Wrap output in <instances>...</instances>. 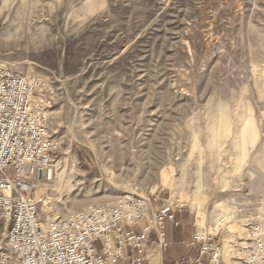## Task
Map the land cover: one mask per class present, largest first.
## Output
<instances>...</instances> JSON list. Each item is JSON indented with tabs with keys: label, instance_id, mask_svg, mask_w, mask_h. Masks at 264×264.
<instances>
[{
	"label": "rangeland",
	"instance_id": "obj_1",
	"mask_svg": "<svg viewBox=\"0 0 264 264\" xmlns=\"http://www.w3.org/2000/svg\"><path fill=\"white\" fill-rule=\"evenodd\" d=\"M0 65L51 88V217L169 196L175 264L194 212L264 205V0H0Z\"/></svg>",
	"mask_w": 264,
	"mask_h": 264
},
{
	"label": "built area",
	"instance_id": "obj_2",
	"mask_svg": "<svg viewBox=\"0 0 264 264\" xmlns=\"http://www.w3.org/2000/svg\"><path fill=\"white\" fill-rule=\"evenodd\" d=\"M53 105L42 75L0 65V264H148L150 246L162 254L170 245L166 221L182 225L184 203L134 186L58 218L42 212L37 190L60 144ZM191 225L175 264H264L263 204L234 205L216 227L194 212Z\"/></svg>",
	"mask_w": 264,
	"mask_h": 264
},
{
	"label": "crops",
	"instance_id": "obj_3",
	"mask_svg": "<svg viewBox=\"0 0 264 264\" xmlns=\"http://www.w3.org/2000/svg\"><path fill=\"white\" fill-rule=\"evenodd\" d=\"M230 209H227L224 213H227L229 212ZM168 240H170V243L173 242V239H172V232H169L168 233ZM149 250L151 252V257L149 258V261H148V264H164V260H165V255L164 253H159L157 251V249L153 246H150L149 247Z\"/></svg>",
	"mask_w": 264,
	"mask_h": 264
},
{
	"label": "bare ground",
	"instance_id": "obj_4",
	"mask_svg": "<svg viewBox=\"0 0 264 264\" xmlns=\"http://www.w3.org/2000/svg\"><path fill=\"white\" fill-rule=\"evenodd\" d=\"M248 133H247V132ZM242 133L243 134H247L249 137H250V139H251V141L254 139V138H256V136H258L259 134H257V129H255V128H249V129H245L244 131H242ZM56 166V165H55ZM45 182H49V181H44L43 183H40V185H43ZM43 200L45 201V202H49L50 203V198H48V197H46V196H44L43 197ZM43 212V211H42ZM44 213V212H43ZM49 211L47 212V213H44V214H47V215H49ZM62 215V214H61ZM49 216H51V215H49ZM60 215H56V216H54L55 218H58ZM217 226V225H216ZM215 226V227H216Z\"/></svg>",
	"mask_w": 264,
	"mask_h": 264
},
{
	"label": "water",
	"instance_id": "obj_5",
	"mask_svg": "<svg viewBox=\"0 0 264 264\" xmlns=\"http://www.w3.org/2000/svg\"><path fill=\"white\" fill-rule=\"evenodd\" d=\"M39 177H42V173L39 174ZM48 179L51 180L52 179V171L49 172L48 174Z\"/></svg>",
	"mask_w": 264,
	"mask_h": 264
}]
</instances>
